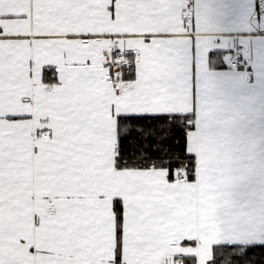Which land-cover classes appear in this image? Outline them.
<instances>
[{"label": "snow or ice", "instance_id": "obj_1", "mask_svg": "<svg viewBox=\"0 0 264 264\" xmlns=\"http://www.w3.org/2000/svg\"><path fill=\"white\" fill-rule=\"evenodd\" d=\"M181 9L0 0V264H243L264 249V216L220 218L232 178L203 108L185 134L210 53Z\"/></svg>", "mask_w": 264, "mask_h": 264}, {"label": "crops", "instance_id": "obj_2", "mask_svg": "<svg viewBox=\"0 0 264 264\" xmlns=\"http://www.w3.org/2000/svg\"><path fill=\"white\" fill-rule=\"evenodd\" d=\"M258 2L180 0L189 33L210 53L188 124L197 129L203 108L208 133L226 161L232 195L221 201L225 222L264 216V16ZM237 51L243 53L241 65L232 66Z\"/></svg>", "mask_w": 264, "mask_h": 264}, {"label": "trees", "instance_id": "obj_3", "mask_svg": "<svg viewBox=\"0 0 264 264\" xmlns=\"http://www.w3.org/2000/svg\"><path fill=\"white\" fill-rule=\"evenodd\" d=\"M188 121H192V115H188L187 120L185 121V134H187L188 129H192L193 127L192 124H188ZM177 140H179V137H177ZM243 264H264V249L257 248L250 254V257L245 258Z\"/></svg>", "mask_w": 264, "mask_h": 264}, {"label": "built area", "instance_id": "obj_4", "mask_svg": "<svg viewBox=\"0 0 264 264\" xmlns=\"http://www.w3.org/2000/svg\"><path fill=\"white\" fill-rule=\"evenodd\" d=\"M258 13L260 16H264V0H259L258 2ZM187 20L191 21L192 20V16L189 14L187 15ZM243 56V53L240 51L235 52L232 55V60H231V65L232 66H239L241 65V61L240 58ZM243 63V62H242ZM244 64V63H243ZM245 65V64H244Z\"/></svg>", "mask_w": 264, "mask_h": 264}]
</instances>
